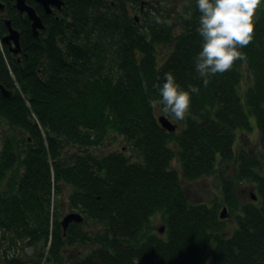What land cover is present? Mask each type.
Masks as SVG:
<instances>
[{
    "label": "trees",
    "instance_id": "1",
    "mask_svg": "<svg viewBox=\"0 0 264 264\" xmlns=\"http://www.w3.org/2000/svg\"><path fill=\"white\" fill-rule=\"evenodd\" d=\"M26 1L45 22L38 38L28 17L0 0V84L14 92L6 98L0 91V126L24 135L20 143L5 138L0 149V264L45 257L51 264H264V166L260 155L235 149L254 118L264 153V0L253 41L241 49L246 61L207 87L195 67L203 43L196 0L176 23L155 0H63L52 17ZM6 20L20 32L18 55L2 43ZM168 72L185 90L200 89L175 132L159 127L160 113L150 106L162 98ZM120 139L135 162L126 150L95 152ZM218 174L223 207L236 221L231 232L223 230L219 206L191 202L185 187ZM244 183L252 188L239 203L235 190ZM66 190L70 211L98 231L80 223L64 231L52 208L59 210ZM157 214L166 238L149 228ZM19 245L33 255L19 257ZM80 245L83 255L67 254Z\"/></svg>",
    "mask_w": 264,
    "mask_h": 264
},
{
    "label": "clouds",
    "instance_id": "2",
    "mask_svg": "<svg viewBox=\"0 0 264 264\" xmlns=\"http://www.w3.org/2000/svg\"><path fill=\"white\" fill-rule=\"evenodd\" d=\"M200 12L198 34L202 50L195 60L196 71L208 86L210 78L231 70L235 62L246 61L241 50L253 41L254 17L261 0H196ZM159 100L150 101L158 113L183 120L190 111L193 94L200 89L185 90L172 72L165 73Z\"/></svg>",
    "mask_w": 264,
    "mask_h": 264
},
{
    "label": "rangeland",
    "instance_id": "3",
    "mask_svg": "<svg viewBox=\"0 0 264 264\" xmlns=\"http://www.w3.org/2000/svg\"><path fill=\"white\" fill-rule=\"evenodd\" d=\"M157 0H155V2L153 4H151L152 6H159V8H161V10H167L169 11L171 18H172V23H176L178 22L182 16H184V12H185V7L187 5V2H189L188 0H160L159 2H156ZM146 9H148V6H145ZM155 8V7H153ZM156 9V8H155ZM154 9V10H155ZM172 123L174 125H176L179 129L183 128L184 123L183 120H176L175 118L171 119ZM253 123V129L248 131H240L238 134V138L236 141V152L240 151V149H245L246 151H248L249 153L252 152L254 154L260 155L261 156V163L264 166V153L261 149L260 146V141H259V132L258 129L255 125V120L254 118H252V122ZM12 128H8L7 125H1L0 126V149L3 147L4 145V140L5 138H10L13 137L16 138L17 142L20 143L21 140L23 139V136L20 135L19 133H13L11 134ZM128 144L127 142H124L122 139H120L117 143H106V145H104L103 147H101L100 149L96 150L95 152L99 155H106L110 152H115V151H122V150H126L127 154L129 156L132 157V161L135 162L138 157L136 155H134L133 153L129 152L128 149ZM18 151L22 150V147H18L17 149ZM173 168L175 170H177L178 172H181V167L180 164L178 162L177 159H175V161L172 164ZM236 168V164L235 162H232L229 166L228 169L226 170V173L224 175H226V177L228 178H232L234 177V170ZM185 187L188 191V196L191 200V202L193 203H204L207 204L209 206H219L217 208V211L220 213L223 209V205H224V196L223 195V188H222V180H221V176L218 175H214L211 177H204L201 178L199 180L193 181V182H189V183H185ZM0 187L4 188V182L3 180H0ZM250 188H252L250 185H246L245 183L242 185H239L236 187L235 190V195H237L240 199H238L239 203L243 202V198H247L250 195ZM70 190H66L64 192L63 195H61V198L58 199L56 202H60L58 208L55 206L53 211L54 212H58V214L60 215V221L63 220V218L69 214L72 213L70 211V207H69V193ZM240 195L242 197H240ZM56 205V203H55ZM227 219L225 224H223V230H225L226 232H231L234 230L235 228V219L233 218L232 214L230 213V215H227ZM151 223L149 224V228L152 232L159 234V236L166 238V227H165V220L163 219V216L161 214H157L155 215L152 219H151ZM83 224V223H82ZM80 224V225H82ZM85 225V224H84ZM82 225V227L84 226ZM93 226V228H92ZM165 228L164 231L161 233L160 229ZM100 229V225L93 223V222H89V224L87 226H84V230H87L90 232H94V231H98ZM84 247L78 248V246H69L67 247V254L68 255H77V257L83 255L82 253L79 252V250H83ZM15 249H18L19 252V257H22L24 259L29 258L30 256L33 255L34 250L31 249L30 247L28 248H22L20 245L15 247ZM65 254V255H67ZM1 257V256H0ZM206 258H205V262H206ZM41 264H51V262L46 261V257L42 260Z\"/></svg>",
    "mask_w": 264,
    "mask_h": 264
},
{
    "label": "water",
    "instance_id": "4",
    "mask_svg": "<svg viewBox=\"0 0 264 264\" xmlns=\"http://www.w3.org/2000/svg\"><path fill=\"white\" fill-rule=\"evenodd\" d=\"M15 2V7L17 11H19L21 14H26L28 16L29 21L32 22V30L35 37H39L41 30L45 28V25L41 21L40 17L37 15L35 9L27 4L26 0H12ZM35 2H38L45 10V12L52 14L53 13V8L59 9V11L62 10L64 6V2L62 0H33ZM5 12V5L3 3H0V14ZM9 33L8 35L4 38V42L6 45L9 46L10 53H13L14 55H18L21 52V44H20V33L13 29L11 26V22L8 21L6 22ZM0 89L2 91V94L4 96H11V92H8L3 86L0 85ZM160 122L163 123L165 128L168 130V132H175L178 127L171 123L168 119L165 117L160 118ZM252 200L256 201L257 196L252 192L251 194ZM228 215V210L226 207H223L222 211L219 214L220 220H226ZM83 222V216L79 213H71L68 214L67 216L64 217L62 220V226L64 228V231L67 230L68 226L71 225L72 223L76 224H81ZM165 228L160 229V232L162 233Z\"/></svg>",
    "mask_w": 264,
    "mask_h": 264
},
{
    "label": "bare ground",
    "instance_id": "5",
    "mask_svg": "<svg viewBox=\"0 0 264 264\" xmlns=\"http://www.w3.org/2000/svg\"><path fill=\"white\" fill-rule=\"evenodd\" d=\"M12 1V0H11ZM63 1V0H62ZM13 2V1H12ZM35 2V1H34ZM64 2V6H65V1H63ZM0 3H3V2H0ZM14 3V6H15V2H13ZM35 3H37L38 4V2H35ZM4 4V3H3ZM5 5V4H4ZM38 5H40V4H38ZM41 6V5H40ZM64 6H63V8H64ZM42 7V6H41ZM5 8H6V5H5ZM16 8V7H15ZM43 8V7H42ZM44 9V8H43ZM53 10V13L52 14H49V13H47V12H45V10L43 11L44 12V15L45 16H47V17H52L51 15H53V14H56V13H60L61 11H59V9H57V8H53L52 9ZM19 12V11H18ZM20 13V12H19ZM37 13V12H36ZM21 14V13H20ZM1 15V14H0ZM21 15H23V14H21ZM38 15V14H37ZM23 16H27L26 14H24ZM39 17H40V19H41V21L43 22V24H45V22L43 21V18L40 16V15H38ZM28 17V16H27ZM8 21H10V20H8ZM7 20H6V22H8ZM29 21V20H28ZM31 22V21H30ZM31 27H32V22H31ZM20 33V32H19ZM7 36V35H6ZM5 36V37H6ZM4 37V38H5ZM4 38H3V41H2V43L4 42ZM20 38H21V35H20ZM5 44V43H4ZM21 44V43H20ZM6 45V44H5ZM7 47H8V49H9V46L8 45H6ZM22 50V49H21ZM9 51H10V49H9ZM10 53V52H9ZM13 54V53H12ZM14 55V54H13ZM1 86H3L8 92H11V94L13 95L14 94V92L13 91H11V90H8L3 84H0ZM17 88H18V90H19V87H18V85H17ZM0 91H1V89H0ZM1 94H2V91H1ZM3 95V94H2ZM4 96V95H3ZM4 97H6V98H9V97H11V96H4ZM158 117V121H159V127H161L162 129H165L167 132H168V130L165 128V126L163 125V123L162 122H160V118L161 117H165L166 119H168L171 123H172V121H171V118L170 117H168V116H165V115H163V114H160L159 116H157ZM96 150H98V149H96ZM95 150V151H96ZM99 155V154H98ZM174 162V161H173ZM52 212H53V208H52ZM72 213H78V212H72ZM69 214H71V213H69ZM80 214V213H79ZM68 215V214H67ZM66 215V216H67ZM64 219V218H63Z\"/></svg>",
    "mask_w": 264,
    "mask_h": 264
}]
</instances>
